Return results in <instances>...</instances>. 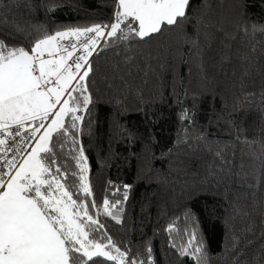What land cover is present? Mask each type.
<instances>
[{"label": "trees", "instance_id": "16d2710c", "mask_svg": "<svg viewBox=\"0 0 264 264\" xmlns=\"http://www.w3.org/2000/svg\"><path fill=\"white\" fill-rule=\"evenodd\" d=\"M115 10L116 0H0V39L27 47L43 31L108 25ZM188 15L145 41L107 38L92 56L96 104L76 133L86 199L99 206L89 211L122 252L148 264H264V34L253 31L264 27V0H190ZM242 91L255 99L233 112ZM62 139L58 160L76 170V145ZM104 199L121 201L118 219L104 214Z\"/></svg>", "mask_w": 264, "mask_h": 264}, {"label": "snow or ice", "instance_id": "6c2138e0", "mask_svg": "<svg viewBox=\"0 0 264 264\" xmlns=\"http://www.w3.org/2000/svg\"><path fill=\"white\" fill-rule=\"evenodd\" d=\"M189 6L190 0H116L111 25L43 31L42 38L29 40L27 47L0 39V264H97L95 258L148 264L122 252L102 231L104 225L96 214H90V208L99 206L86 199L92 195L88 158L76 133L85 115L89 126L92 122L96 101L89 92L93 71L89 58L100 39L145 41L180 28L190 19ZM17 31L25 30L18 27ZM253 31L264 34V27L254 26ZM71 38L75 42L64 43ZM191 43L196 47L198 40ZM260 97L264 113V91ZM254 99L255 93L242 91L232 111L251 106ZM183 117L191 119L187 110ZM68 136L76 145L73 171L59 162L56 150L57 143L64 147L62 138ZM260 154L264 157V142ZM216 156L223 160L221 153ZM244 167L241 163L242 171ZM80 193L85 199H80ZM120 203L104 199V214L118 219L112 209ZM195 240L192 233L189 244ZM194 251L201 254L203 249L197 246ZM180 254L186 255L187 249Z\"/></svg>", "mask_w": 264, "mask_h": 264}, {"label": "built area", "instance_id": "2783aa9c", "mask_svg": "<svg viewBox=\"0 0 264 264\" xmlns=\"http://www.w3.org/2000/svg\"><path fill=\"white\" fill-rule=\"evenodd\" d=\"M108 25H111V23L110 24H108ZM83 39V38H82ZM107 38H102V39H100V41H99V46L97 47V49H96V51L93 53V55L97 52V50H98V48L100 47V45L106 40ZM70 42H75V39L74 38H71L70 39V41H64V43L65 44H68V43H70ZM79 54V53H78ZM92 55V56H93ZM92 56L89 58V63H90V61H91V58H92ZM115 201H113L112 203H114Z\"/></svg>", "mask_w": 264, "mask_h": 264}, {"label": "rangeland", "instance_id": "374dc122", "mask_svg": "<svg viewBox=\"0 0 264 264\" xmlns=\"http://www.w3.org/2000/svg\"><path fill=\"white\" fill-rule=\"evenodd\" d=\"M113 262H115V261H113ZM115 263H117V262H115Z\"/></svg>", "mask_w": 264, "mask_h": 264}]
</instances>
